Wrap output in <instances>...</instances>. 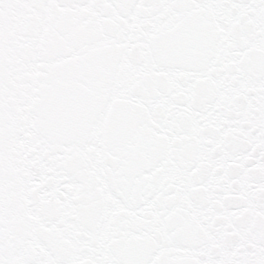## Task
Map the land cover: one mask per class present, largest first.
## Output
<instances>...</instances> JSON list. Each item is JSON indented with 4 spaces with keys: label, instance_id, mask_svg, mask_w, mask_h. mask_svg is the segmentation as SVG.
Here are the masks:
<instances>
[{
    "label": "snow or ice",
    "instance_id": "1",
    "mask_svg": "<svg viewBox=\"0 0 264 264\" xmlns=\"http://www.w3.org/2000/svg\"><path fill=\"white\" fill-rule=\"evenodd\" d=\"M0 264H264V0H0Z\"/></svg>",
    "mask_w": 264,
    "mask_h": 264
}]
</instances>
